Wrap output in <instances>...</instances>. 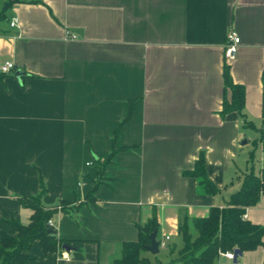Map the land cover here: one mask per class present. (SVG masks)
Instances as JSON below:
<instances>
[{
	"label": "crops",
	"instance_id": "0c3cea01",
	"mask_svg": "<svg viewBox=\"0 0 264 264\" xmlns=\"http://www.w3.org/2000/svg\"><path fill=\"white\" fill-rule=\"evenodd\" d=\"M7 1L0 66L16 67L0 69V235L13 233L6 218L29 222L21 198L43 190L71 248L36 240L26 264H112L154 216L176 256L180 224L196 235L194 218L264 168V0ZM231 30L241 44L228 60ZM226 64L245 86V120L222 113ZM202 154L218 194L188 173ZM245 216L264 226V194ZM218 264H264V244Z\"/></svg>",
	"mask_w": 264,
	"mask_h": 264
},
{
	"label": "trees",
	"instance_id": "16d2710c",
	"mask_svg": "<svg viewBox=\"0 0 264 264\" xmlns=\"http://www.w3.org/2000/svg\"><path fill=\"white\" fill-rule=\"evenodd\" d=\"M14 1H7V4ZM4 17L5 13L0 12V19ZM224 83L230 89L231 97L224 99L222 113L237 111L245 120V86L234 81L227 64L224 69ZM255 170L252 167L240 175L241 187L230 195L224 207L213 206L208 216L194 218L196 235L191 233L188 222H182L179 229L184 240L183 246L176 256H173L172 249L170 260L161 261L160 264H218L221 252L235 248L242 251L253 250L263 245L264 226L253 223L245 216L247 207L256 205L264 194V168L258 172ZM188 173L199 178L206 193L215 195L220 192V188L206 172L203 154L197 160L196 168ZM43 193L42 190L38 195L21 198L22 204L32 209L29 222L23 223L15 216L4 219L13 229V233L4 231L0 235V264H26L31 257L28 250L36 240L45 252L69 246V242L58 237L56 227L49 224L55 209L42 206ZM157 226L155 216L145 224H139L138 238L123 242L120 256L112 264H151V260L142 255V252L147 250L145 246L150 244L149 236Z\"/></svg>",
	"mask_w": 264,
	"mask_h": 264
},
{
	"label": "built area",
	"instance_id": "2783aa9c",
	"mask_svg": "<svg viewBox=\"0 0 264 264\" xmlns=\"http://www.w3.org/2000/svg\"><path fill=\"white\" fill-rule=\"evenodd\" d=\"M18 22V19L15 18L12 20V25H15ZM71 37H75V35H71ZM241 44V37L235 30H231L228 34V43L225 48L226 57L228 60L234 59L239 51V47ZM15 63L11 60L5 61L3 64H1L0 69L2 72H9L12 69H14ZM49 224L55 226V223L52 219L49 220ZM165 241L162 240L161 247L165 245ZM223 256H226L227 258L233 259L234 258V250H229L226 252H221ZM64 257H69V253L67 251H64L63 253Z\"/></svg>",
	"mask_w": 264,
	"mask_h": 264
},
{
	"label": "water",
	"instance_id": "95a60500",
	"mask_svg": "<svg viewBox=\"0 0 264 264\" xmlns=\"http://www.w3.org/2000/svg\"><path fill=\"white\" fill-rule=\"evenodd\" d=\"M158 230L155 229L151 234H150V244L146 245V249L149 250L152 254H158L161 251V244L162 240L158 239L157 237ZM67 250H70V246L65 245L64 246ZM243 254V251L240 248H235L234 250V262L238 261V257Z\"/></svg>",
	"mask_w": 264,
	"mask_h": 264
},
{
	"label": "rangeland",
	"instance_id": "374dc122",
	"mask_svg": "<svg viewBox=\"0 0 264 264\" xmlns=\"http://www.w3.org/2000/svg\"><path fill=\"white\" fill-rule=\"evenodd\" d=\"M168 251L166 248L162 247L160 253L157 254L158 259H161L162 261H167L170 257H168Z\"/></svg>",
	"mask_w": 264,
	"mask_h": 264
}]
</instances>
